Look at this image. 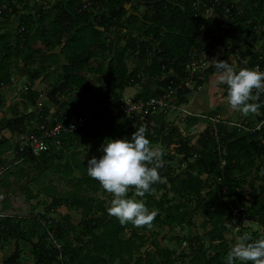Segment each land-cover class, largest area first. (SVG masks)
<instances>
[{
    "label": "trees",
    "instance_id": "trees-1",
    "mask_svg": "<svg viewBox=\"0 0 264 264\" xmlns=\"http://www.w3.org/2000/svg\"><path fill=\"white\" fill-rule=\"evenodd\" d=\"M30 1L0 0L2 23L9 22L11 17L18 18L14 34L5 30L2 23L0 25V108L4 107L1 89L11 85L13 55L21 59L22 75L28 77L30 83L42 75L46 78L45 74L61 61L60 73L55 71L53 74L56 84L48 92V100L58 106L65 98L64 116H81L85 113H90V116L83 129L62 135L60 144L64 143L66 149H72L91 143V147L86 149L88 152L95 149L100 151L107 139L131 138L136 128L143 126L152 145L164 151V164L159 169L163 180L156 182L144 197L137 196L150 209L158 210L154 220L140 227L131 223L121 225L116 217L109 215L108 207H104L101 201L94 205V198L90 195L105 190L97 180L86 174L84 163L76 160L77 155L72 156V165L66 164L61 170L60 157L56 158L49 151L37 157L23 149L17 154V160L35 163L38 177L30 178L24 174L25 179L20 185L12 178L19 179L15 171L0 173V239L30 243L33 264H177L173 251L160 249L154 242H151L152 252L147 250L142 257L136 256V253L148 240L151 241L150 236L147 237L151 227L165 226L171 229L182 226L187 219L185 210L190 202H194V207L190 208L191 214L198 210L203 212L207 220L202 225L212 227L207 232L209 241H218V245L211 258L207 259L202 244L184 258H188L190 264H226L228 250L223 235L227 226H240L241 219L232 217L229 210L223 220L222 209L201 197L203 190L212 187L199 181L204 175L212 180L218 194L226 198L231 208L244 207L243 217L261 228L260 234H251L253 239L264 238V189L260 193L254 192L251 204L240 206L242 197L238 190L243 184L236 177L242 165L253 166L264 158V130L260 135L251 134L245 131L247 125L244 124L229 131L226 123L209 121L217 131L218 140L214 138V130L207 125L194 145L190 146L188 139L178 131H165L166 111L155 115V111L150 110L141 120H130L122 113L115 114L113 111L122 106L121 93L126 88L135 87H140L134 96L136 102L157 99L172 91L175 97L168 98L167 102L170 105L185 104L192 90L182 82L190 80L188 69L199 61L208 38L214 44L226 42L235 47L244 44L246 38L251 39L258 49L238 66L258 67L264 71V0H239L237 3L222 0L218 5L214 0H135L134 3L127 0H58L55 4L51 3L49 8H31ZM241 3L247 7L243 13L239 10L238 4ZM128 5L132 15L126 9ZM207 10H212L221 20L205 18ZM32 11L33 15L30 14ZM124 19L126 25L134 28L143 40L136 41L131 37L119 49L114 47L113 37ZM256 30H260L259 34H256ZM153 47H156L155 50ZM127 58L133 63L131 71L124 62ZM211 70L212 67H209L207 73ZM192 80L199 86L203 84L200 79ZM102 82L109 87L110 97L103 94L96 97L90 93ZM222 86L226 96V85ZM24 94L22 97L34 104L31 91L27 90ZM250 102L260 104L256 112H249L250 115L256 113L259 116L256 121H259L264 116V92L259 94L258 100ZM21 104L25 113L26 105ZM12 112L14 119L6 123V129L10 133L27 134L32 113L19 117L17 112ZM56 113L61 114L60 111ZM49 119V111L43 108L37 127L48 123ZM194 121L199 122L200 119ZM37 127L34 132L38 130ZM240 128L244 131L242 136L237 134ZM4 142L6 139L0 141V148ZM166 150L174 154L170 155ZM175 156H182L186 163L185 175L180 182L175 168L170 165ZM221 160L225 161L222 169ZM0 166H3L1 160ZM72 168L82 175L74 181H65L69 189L62 192L47 184L43 192L52 196L51 210L65 206L81 220L77 226L70 223L67 215L63 217L65 226L52 220L48 229L62 249L49 248L45 230L33 212L24 216L20 214V209L11 205L14 197L9 188L18 187L24 196H28L32 193L28 184L38 182L45 171L61 172L69 177ZM133 191L134 186H130L128 196ZM160 191L164 193L157 200L151 192ZM167 192L183 196L184 202L166 208ZM222 206L227 208V202L224 201ZM98 214L105 215V219L94 218ZM22 226L27 227L26 231L22 230ZM69 232L73 234L72 242L68 240ZM125 233L129 234L127 240L121 238ZM34 237L37 241L31 243ZM17 258L15 250L3 264H15Z\"/></svg>",
    "mask_w": 264,
    "mask_h": 264
},
{
    "label": "rangeland",
    "instance_id": "rangeland-1",
    "mask_svg": "<svg viewBox=\"0 0 264 264\" xmlns=\"http://www.w3.org/2000/svg\"><path fill=\"white\" fill-rule=\"evenodd\" d=\"M58 0H31L30 1V7H36V8H49L51 3H56ZM131 3H134L135 0H127ZM232 3H237L239 0H230ZM240 13H243L247 10L246 5L238 4ZM126 9L129 10L130 15H132V11L128 6H126ZM141 11V8H139ZM30 14H34V11L30 12ZM100 14V13H99ZM205 18H213L215 20L220 21L221 18L215 14L212 10H207L204 14ZM126 20H122L121 26L117 28L114 32L115 35L113 37V45L116 48L122 49L129 38L133 37L136 41H141L143 38H140L136 30L130 26L126 25ZM2 21L0 20V25ZM4 25L5 30L9 31L11 34L15 33V29L18 25V18H12L7 23H2ZM227 27V26H226ZM260 30H256V34H259ZM262 41V40H261ZM259 44H261L259 42ZM258 44V45H259ZM233 44H228L226 42H223L221 44H214L211 42V38H208L205 49H204V55L206 57L207 63H198L194 62L192 66L189 67L188 71L190 74V80L183 81L182 83H185L190 89L191 92H196L197 97L204 99H209L206 102V106L202 109L203 111L207 112V114H200L195 115V117H199L201 121H204L207 123V125L210 126L211 129H215L213 125L209 123L211 119L216 118L219 123H226L227 129L230 131L232 128L237 127L238 125H247L248 127H253L258 120L256 121V118H259L256 113L253 115L248 114V116H244V113L238 110L231 109L225 100L223 86L218 82V75L216 72V69L214 67L215 60L223 59L228 62H231L232 58H234L237 62V64H241L242 62L247 61L258 49L257 45H254L251 43V39L246 38L245 43L239 44L237 47H235ZM156 47H153L155 50ZM128 71L133 70V63L132 60L127 58L124 60ZM63 64V62L59 61L58 66L53 67L50 72V77L53 76L55 71L57 73H60V66ZM106 65V63L104 64ZM22 62L21 59L13 55L12 57V66L10 69L11 73V85L8 87H2L1 92L3 95V100L5 103V110L0 109V141L7 137L9 141L6 140V143L0 148V160L3 163V166H0V173L2 171H15L17 174V177L19 179L14 178V181H17L18 183L23 184V181L25 177H23L24 174L29 176L30 178H37L38 172L36 168L35 163L31 162H23L20 160H17V154L26 148V137L25 135H19L18 133H10L6 129V123L14 119L10 118L9 110L8 108L14 107L17 110V114L19 116L22 114V104L25 103L26 109H31L30 112L33 115V119L38 117L43 110V108H46L49 111V106H52L51 102L48 100V92L52 88V86H55L53 84L54 76L52 78H48L46 80H43L45 83L50 84L48 86H42L43 84L36 85V82L30 83L28 81V77L22 75ZM209 67H212V70L210 73H207V69ZM36 68L33 67V69ZM55 69V70H53ZM54 71V72H53ZM55 79V78H54ZM192 79H200L203 81V84L201 86L197 85ZM209 80V81H208ZM209 83L212 87H215V94L213 93L214 97H211L210 94L211 91L204 87V83ZM207 83V84H208ZM30 90L33 98H34V104L32 102H28L25 100L22 95H25L24 93ZM134 90V91H133ZM128 90L127 95L125 94L127 101H131V103H136L133 100L134 93L139 91L140 88L137 89ZM133 91V92H132ZM96 97H99L101 94L106 95L107 97L111 96V92L109 87L105 85L104 82L97 84L95 88L90 92ZM126 93V91H124ZM191 95V94H190ZM124 96V95H123ZM124 97V98H125ZM128 97V98H127ZM213 98V99H212ZM192 101H188L185 103L187 105V108L190 109L188 106ZM126 105V103L124 102ZM122 103V106H124ZM224 105L226 106V109L224 112H222V115H220V111L223 109ZM177 107L180 106V104H176ZM186 108V109H187ZM64 109V108H63ZM178 113L173 114L174 117L173 124L176 128V131H178L183 138L188 139V142L190 146H193L196 140L198 139L199 135L203 132L204 128L203 126H200L201 133L198 134L199 130L197 127H194L196 125V121L194 117H187L185 120L184 117V111L179 108H176ZM209 109V110H208ZM54 113V111L52 112ZM51 113V114H52ZM209 115L213 117H209ZM145 115L139 116V118H143ZM171 116V117H172ZM176 116V118H175ZM190 116V115H189ZM222 116L225 117V120L222 119ZM177 117L180 119V123L177 122ZM255 117V118H254ZM32 119V120H33ZM168 119L165 117V120ZM172 119V118H171ZM170 120H166V124L169 126V129L173 126L172 122ZM31 120V121H32ZM50 120V119H49ZM141 120V119H140ZM192 121V122H186ZM250 120L252 122H250ZM178 123V125L176 124ZM192 123H195L192 125ZM198 124V123H197ZM254 124V125H252ZM30 127V128H29ZM205 127V126H204ZM27 131L29 133L32 131L31 125L28 124ZM167 128V126H166ZM168 129V131H169ZM241 129V128H240ZM31 130V131H30ZM181 131V132H180ZM1 132H5L6 136H3ZM244 133L243 129L240 131H237L238 136H242ZM25 137V139H24ZM24 139V140H23ZM17 142L18 146H15L16 149H14L13 153V147L15 143ZM24 143V144H23ZM85 143V142H84ZM264 143V142H263ZM91 143H87L86 145L76 146V148L72 149H66V146L64 143L62 144H52L50 147L49 152L51 155L56 156V158L60 157V164L59 167L62 170V167H64L66 164L72 165V156L75 154L78 157H76V160L80 163H84V170L87 174V160L91 159L93 156H100L102 153L95 149L93 151H87L86 149H89L91 147ZM170 155L174 154L170 151H167ZM12 153V154H10ZM39 157V156H37ZM182 156H175L173 161L170 163L172 165L176 172L179 182L180 179L184 177L185 171H186V163L182 160ZM189 162H192V160H189ZM4 169V170H2ZM72 173L69 177H66L62 175L61 172H56L52 170H47L44 172V176L40 178V180L36 183H30L28 184L29 189L31 190L30 195H23L21 190L18 187H11L9 190L10 193L13 195L14 200L11 201V205L16 207V209H20V214L27 216L28 212L32 211L33 215L39 222L40 220L43 222L48 221H55V223H59L62 226H65L63 217H66V215L69 217V221L72 225L77 226L81 220V217L78 216L73 210L68 209L65 206H61L59 208H54L51 210V203H52V196L47 195L43 192V188L50 184L52 187L57 188L59 191H64L66 189H69V187L65 184V181L79 179L81 178V173H79L77 170L72 168ZM236 177L239 178L242 181V186L238 190L240 193V196L242 197V200L240 201V206H246L247 204H251L254 197V192L260 193L261 189H264V158L260 161H256L253 166L249 165H242L240 171L236 173ZM199 181L201 183H206L207 187L212 186L210 188H206L203 190L200 195L203 199H205L208 203H211L214 207H218L222 209L223 216L222 219L224 220L228 214V211L232 210L230 205H228V201L223 195H219L218 192L215 189V186L212 183V180L208 178L206 175L199 178ZM179 182L177 184H179ZM129 193V192H128ZM127 193V195H128ZM164 191L160 192H151V194L159 200L160 197L163 195ZM94 198V205L98 203L97 201H101L104 207H110L111 201L113 199V196L108 193L107 191L102 192L99 190L95 194H91ZM131 198L139 199L137 198V195L135 191L131 192L129 195ZM168 202L165 204V207H175L179 203L184 202V198L181 195H175L173 193L167 192L166 194ZM215 198V200H214ZM143 200V199H142ZM227 202V208L223 207V202ZM145 202V201H144ZM195 205L194 202H190L188 205V209L185 210L187 213V219H185L182 226H175L169 229L165 226H153L150 229V232L147 234L151 241H147L136 253V256H143V253L145 251L152 252L153 247L151 246V242H154L160 249H167L173 251L174 255L173 258L176 260L177 264H190L188 258H184L187 255H190L192 251L199 248V246L202 244L204 245V248L206 249V257L211 258L215 250L214 248L217 247L218 241L211 242L209 241V237L207 232L212 229L210 225L203 226L202 223L207 220V217L203 214L201 210H198L196 213H192L190 211V208H193ZM43 217V218H41ZM92 217V216H91ZM94 218H100L105 219V215L98 214L95 215ZM40 223V222H39ZM47 226V225H46ZM245 226V227H244ZM26 226H22V230L26 231ZM243 231H242V230ZM245 230V231H244ZM49 232L52 235V239H47L46 244L47 246L54 247V248H60L62 249V245L55 239L54 235L52 234L50 228ZM243 233H261V228L253 223V222H247L241 224H233L232 226H227V231L224 232L223 238H224V245L225 248L229 251L231 245L236 242V239L239 235ZM129 234L125 233L121 235L122 239L127 240ZM73 234L69 232L68 234V240L73 241ZM37 239L34 237L31 240V243H36ZM30 243L24 242L22 240H19L17 243H15L13 240L4 241L3 239H0V264H3V262L13 254V252L16 250L18 253V258L15 264H33V258L30 252ZM72 246H75L72 244ZM134 263V260L132 261ZM117 264V263H115ZM239 264V262H237Z\"/></svg>",
    "mask_w": 264,
    "mask_h": 264
},
{
    "label": "clouds",
    "instance_id": "clouds-1",
    "mask_svg": "<svg viewBox=\"0 0 264 264\" xmlns=\"http://www.w3.org/2000/svg\"><path fill=\"white\" fill-rule=\"evenodd\" d=\"M218 82L226 85L227 105L247 115L256 112L260 104L250 101L259 99L264 92V71L241 68L236 60H215ZM255 90V92H254ZM99 157L87 160V175L97 180L113 199L107 211L121 225L131 223L137 227L150 224L158 210L150 209L144 200L127 195L130 186L144 197L156 182L163 180L159 169L163 167L164 151L152 145L143 126L137 127L131 138L107 139L100 147ZM226 264H264V238L253 239L251 234L239 235L225 257Z\"/></svg>",
    "mask_w": 264,
    "mask_h": 264
},
{
    "label": "built area",
    "instance_id": "built-area-1",
    "mask_svg": "<svg viewBox=\"0 0 264 264\" xmlns=\"http://www.w3.org/2000/svg\"><path fill=\"white\" fill-rule=\"evenodd\" d=\"M222 0H214V3L218 5ZM260 71L258 67H255ZM262 71V70H261ZM175 97L174 92L169 91L167 95L160 98H152L146 102L137 103H126L119 109H113L114 113H122L128 119H138L139 116L147 114L150 110L156 111L161 110L162 112L167 111L170 108V104L167 99H173ZM90 113H85L81 116H64L60 115L58 118H51L48 123L42 124L37 127L38 130H33L27 134L26 148L29 152L33 153L34 156H40L41 154L48 152L52 144H60V137L65 134H72L77 132L85 126ZM213 123H219V121L213 117L210 120ZM222 124H225L224 122ZM264 130V116L253 126L245 128V131L251 134L260 133ZM215 140H218L217 131H213ZM260 135V134H259ZM225 165V161H220V168L222 169ZM245 211L244 207L232 208L231 216L235 219H241V224L249 222L246 220L242 213ZM41 227L45 230L46 239H52V235L49 232V225L52 221L43 222L39 221ZM47 225V226H46ZM245 227V226H244ZM60 250V248H56Z\"/></svg>",
    "mask_w": 264,
    "mask_h": 264
},
{
    "label": "crops",
    "instance_id": "crops-1",
    "mask_svg": "<svg viewBox=\"0 0 264 264\" xmlns=\"http://www.w3.org/2000/svg\"><path fill=\"white\" fill-rule=\"evenodd\" d=\"M208 61H206V57H205V55H204V52L200 55V59H199V61H198V63H200V64H202V63H207ZM53 70H55V69H53ZM52 71V70H51ZM54 72V71H53ZM48 78H52V77H50L51 75H50V72H48V74H45ZM48 78H44V75H42L39 79H37V80H35L34 82H36V85H40V84H43L42 86H48L49 84H50V82L49 83H45L43 80H46V79H48ZM52 80H54V82H53V84H56V79H54V78H52ZM209 81V80H208ZM208 83V82H207ZM207 83H204L205 85H204V87L205 88H207L208 90H210L211 91V93L212 94H210L211 95V97H214L213 96V93L215 94V87H212L209 83L207 84ZM138 87H135V88H126L124 91H126V93H124V91L121 93L122 94V100H123V104H124V102L125 103H131V101H127L128 99H126V97H125V94L127 95V92H128V90H133V89H137ZM140 88V87H139ZM134 91V90H133ZM132 91V92H133ZM138 92V91H137ZM137 92H135L134 93V96L136 95V93ZM124 95V96H123ZM134 96L132 97L133 98V100L132 101H134ZM198 95H196V92H191V95H189V101L191 100L192 101V103H190L188 106L190 107V109H188L187 108V105H185V104H180V106L179 107H177L176 106V103H173V104H171L170 105V109L168 110V111H166V116L165 117H167L168 119H166V120H170L171 118V121L170 122H172V127L169 129V126L166 124V126H167V128H166V132H168V129H169V131L170 130H176V128H175V126H174V124H173V121L172 120H174V117L172 116L173 114H176V113H178V111H176L177 109L176 108H179V109H183V108H185V109H183L184 111H186V112H184V117H183V119L185 120L187 117H194L195 118V115H200V114H207L208 113V111L207 112H205V111H203L202 109L204 108V106H206V102L210 99H206V97H204V99H202V98H199V97H197ZM125 97V98H124ZM128 98V97H127ZM213 99V98H212ZM66 101V99L65 98H63L62 100H61V102H60V104L58 105V106H55V105H52V106H49V115H50V119L51 118H58L60 115H63L62 114V110H63V105H64V102ZM134 102H136V101H134ZM137 102H141V101H137ZM136 102V103H137ZM13 105H11V107H9L8 108V110H9V114H10V118H13V116H14V112H12L13 110L15 111V112H17V110L14 108V107H12ZM6 106H5V103H4V107L3 108H0L1 110H5L6 108H5ZM30 108V107H29ZM29 108H27L26 109V112L24 113V112H22V114L23 115H26V114H29V113H31L30 112V110L31 109H29ZM187 108V109H186ZM225 109H226V106L224 105V107H223V109L220 111V115H222V112H224L225 111ZM209 110V109H208ZM54 111V113H52ZM56 111H60L61 112V114H59V113H56ZM52 113V114H51ZM161 113H163V112H161V110H156L155 111V115H159V114H161ZM165 113V112H164ZM21 114V115H22ZM248 114H250V113H248ZM248 114L247 115H245L244 114V116L246 117V116H248ZM190 115V116H189ZM172 116V117H171ZM20 117V116H19ZM39 117V116H38ZM38 117H36V118H34L32 121H31V123H30V125H31V129L32 130H34L36 127H37V122H38ZM197 117V116H196ZM175 118H176V116H175ZM199 118V117H198ZM141 118H139L138 120H140ZM177 122H179L180 123V119H179V117H177ZM222 119L223 120H225V117H223L222 116ZM166 120H165V122H166ZM176 122V124L178 125V123ZM186 122H192V121H188V120H186ZM198 123V124H197ZM195 123H192V125H194ZM200 126H203V128L205 129L206 127H207V123H205L204 121H199V122H196V125L194 126V127H197L198 128V134H200L201 133V131H200ZM205 126V127H204ZM30 128V127H29ZM28 128V129H29ZM31 131V130H30ZM29 132V131H28ZM28 132H27V134H28ZM181 132V131H180ZM2 133V135L3 136H6V134H5V132H1ZM27 134L25 135V137H26V141H27ZM25 137H24V139H25ZM7 137H5L4 139H6ZM23 139V140H24ZM7 141H9L8 139H6ZM8 143V142H7ZM7 143H5L4 142V144H7ZM24 144V143H23ZM8 145V144H7ZM15 146H18L17 145V142L15 143V145H14V147H13V153H14V149H16L15 148ZM2 147V146H1ZM21 152V151H20ZM10 154H12V153H10ZM0 157H2V156H0ZM2 170H4V169H2Z\"/></svg>",
    "mask_w": 264,
    "mask_h": 264
},
{
    "label": "bare ground",
    "instance_id": "bare-ground-1",
    "mask_svg": "<svg viewBox=\"0 0 264 264\" xmlns=\"http://www.w3.org/2000/svg\"><path fill=\"white\" fill-rule=\"evenodd\" d=\"M169 109H170V108H169ZM169 109H168V110H169ZM157 110H158V109H157ZM168 110H167V111H168ZM161 112H162V111H161ZM138 119H139V118H138Z\"/></svg>",
    "mask_w": 264,
    "mask_h": 264
}]
</instances>
